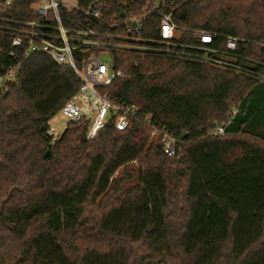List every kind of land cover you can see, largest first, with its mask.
Wrapping results in <instances>:
<instances>
[{"label": "trees", "instance_id": "obj_1", "mask_svg": "<svg viewBox=\"0 0 264 264\" xmlns=\"http://www.w3.org/2000/svg\"><path fill=\"white\" fill-rule=\"evenodd\" d=\"M4 2L0 68L17 66L18 83L0 93V264H264V0H100L104 19L160 4L188 39H240L255 75L112 51L121 76L102 93L139 117L123 132L108 121L91 141L87 120L70 123L53 145L49 123L80 80L11 46L19 24L40 25V0ZM145 26L142 37L157 39L158 18ZM218 126L224 136L212 135ZM153 127L176 139V157Z\"/></svg>", "mask_w": 264, "mask_h": 264}, {"label": "built area", "instance_id": "obj_2", "mask_svg": "<svg viewBox=\"0 0 264 264\" xmlns=\"http://www.w3.org/2000/svg\"><path fill=\"white\" fill-rule=\"evenodd\" d=\"M11 1L5 0V6H9ZM33 11L39 17L40 25L19 24L11 46L19 48L25 44L26 57L29 54L45 55L57 66H66L74 71L81 85L78 92L62 107L61 113L68 119V124L83 120L89 122L86 136L88 141L93 140L108 121L113 122L116 131L123 132L139 117L137 107L116 103L102 93L104 88L121 76L114 70L112 51L180 54L217 69L255 75L243 66L253 63L236 54L242 40L225 37L222 46L217 35L204 31H193L188 39V33L173 22L172 15L160 4H146L136 16H115L109 19H104L105 6L100 0L94 1L84 10L77 5L70 7L59 0H40ZM151 16L158 18L157 39L142 37L146 20ZM188 50L194 52L184 55ZM258 78L264 82V76L258 75ZM16 83L17 66L0 68L1 94H5ZM140 119L147 125L151 124L149 116H141ZM68 124L64 126L63 132ZM46 135L51 145L60 137L50 126ZM212 135L224 136L225 127L218 126ZM151 137H160L166 156L176 157L179 151L176 139L154 127Z\"/></svg>", "mask_w": 264, "mask_h": 264}, {"label": "rangeland", "instance_id": "obj_3", "mask_svg": "<svg viewBox=\"0 0 264 264\" xmlns=\"http://www.w3.org/2000/svg\"><path fill=\"white\" fill-rule=\"evenodd\" d=\"M63 4H67L70 7H75L77 5V0H59ZM68 119L63 116L62 113L57 114L49 123V126L54 128L56 135L61 136L63 133L64 126L68 124ZM152 141H156L155 137H151Z\"/></svg>", "mask_w": 264, "mask_h": 264}, {"label": "water", "instance_id": "obj_4", "mask_svg": "<svg viewBox=\"0 0 264 264\" xmlns=\"http://www.w3.org/2000/svg\"><path fill=\"white\" fill-rule=\"evenodd\" d=\"M48 156V153L46 154V157Z\"/></svg>", "mask_w": 264, "mask_h": 264}]
</instances>
